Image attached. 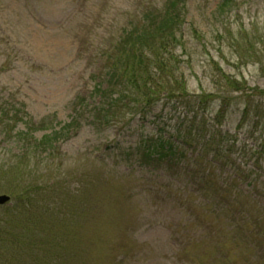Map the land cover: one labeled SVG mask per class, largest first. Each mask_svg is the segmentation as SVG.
Masks as SVG:
<instances>
[{"label":"rangeland","instance_id":"374dc122","mask_svg":"<svg viewBox=\"0 0 264 264\" xmlns=\"http://www.w3.org/2000/svg\"><path fill=\"white\" fill-rule=\"evenodd\" d=\"M70 1L55 9L52 0H12L9 7L0 0V37L8 42L3 51L0 40V106L16 115L0 121V194L11 197L0 205V264H264V244L250 242L264 224L257 205L228 219L243 201L264 200V0H186L182 8L175 53L187 90L225 97L227 116L219 126L235 142L227 157L206 167L223 164L241 174L231 197L215 204L216 192L201 197L183 171L172 176L116 163V144L126 148L164 123H185L181 105L163 98L145 120L127 114L121 125L93 127L81 118L53 146H29L32 137L71 127L73 102L88 96L101 76L97 41L87 46L89 29L76 33L73 26L86 16L98 32H116L124 12L128 18L144 0H78L73 7ZM18 2L22 7L12 10ZM97 13L101 26L93 23ZM6 19L15 37L2 24ZM220 71L246 88L216 85ZM15 178L27 188L12 197ZM222 178L230 183L226 172ZM67 244L77 255L71 262L58 257Z\"/></svg>","mask_w":264,"mask_h":264},{"label":"trees","instance_id":"16d2710c","mask_svg":"<svg viewBox=\"0 0 264 264\" xmlns=\"http://www.w3.org/2000/svg\"><path fill=\"white\" fill-rule=\"evenodd\" d=\"M22 1L27 3V0ZM77 1L72 0L68 4L73 7ZM185 1L144 0L140 3L137 2L130 10L132 12L128 14V18L125 17L127 12H124L125 21L119 30L111 31L109 34L98 32L92 25L87 26L90 22L86 16L79 26H75L77 29L73 26L76 33H80V29L83 28L89 29L90 44H86L87 46H92V42L97 41L94 55L102 62L100 72L98 71L101 76L93 78L94 85L88 96L76 97L73 102V115L71 116L73 124L71 127L62 126L57 130L54 129L50 134L40 139L32 137L29 146L34 150L40 149L46 144L53 146L61 138L62 132L74 129L80 124L81 118H86L93 127L121 125L127 114L130 115V119L145 120L147 115H154L152 114L153 109L163 98L173 107H175V103L181 105L183 108L182 121L185 123L181 121L174 125L164 123L157 132L155 130L139 136L132 145L126 148L116 144L113 147L117 153L114 156L116 163L123 161L125 166L136 163L156 171L161 170L172 176L183 171V174L189 177L194 184V188L198 189L199 192H197L201 197L207 196L210 190L216 192L211 199L213 204L226 195L230 198L233 189L239 183L240 171L226 170L223 164H218L211 171L206 167V164L211 161L227 157L235 145V142L231 140L230 131L219 126L225 116L227 106L225 97L212 91L189 92L186 79L180 72L181 60L175 53L179 44L178 36L183 21L182 8L185 6ZM62 2L63 4L61 1L52 0L55 9L58 5H62L66 9V0H62ZM11 3L12 0H8V7L11 6ZM22 5V2H18L12 10L16 11ZM221 6L222 4H219L217 9ZM97 22L101 26V14L98 13L93 23ZM2 24L9 30L11 37H15L17 34L15 26L10 25L7 19L2 21ZM0 40L6 46L3 48L5 51L8 42L1 37ZM96 79L97 81H95ZM214 83L227 91H239L246 88L244 81L229 76L224 71L219 72ZM254 89L259 90V88ZM216 105H219V109L212 112ZM8 113L11 114L10 111ZM15 117V113L12 116H7V111L0 106L1 122ZM25 126L28 127L30 124L27 123ZM30 130L36 129L31 128ZM17 133L18 135L22 134L21 131ZM176 166L179 167L177 170ZM225 172L230 178V183L222 178ZM13 183L16 188H12L13 191L10 190L11 188L6 190H10L9 192L14 195L18 188L22 190L27 188L16 178ZM48 184L50 183L48 182ZM231 185L232 189L229 193ZM202 204L207 206V203ZM251 204L257 205L264 219V200L259 199L248 203L243 201L235 210L229 211L228 219L235 220L230 218L233 213L242 217L244 211L248 210ZM220 212L224 214L222 209ZM39 223L41 222L39 221ZM258 233L261 235L255 234L250 237L253 243L252 248L264 244L263 223H261ZM37 244H42V241L33 242L31 244L32 251L36 249ZM49 244L53 247L56 245L52 240ZM58 252H61L58 257L59 259L63 257V262H71L77 258L76 254L69 251L68 244L65 245L64 250L60 249ZM254 253L255 251L250 255Z\"/></svg>","mask_w":264,"mask_h":264},{"label":"water","instance_id":"95a60500","mask_svg":"<svg viewBox=\"0 0 264 264\" xmlns=\"http://www.w3.org/2000/svg\"><path fill=\"white\" fill-rule=\"evenodd\" d=\"M8 199H9L8 196H6V195H0V203H3L5 201H7Z\"/></svg>","mask_w":264,"mask_h":264}]
</instances>
